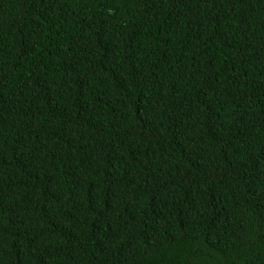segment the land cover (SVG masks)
Here are the masks:
<instances>
[{
  "label": "trees",
  "instance_id": "obj_1",
  "mask_svg": "<svg viewBox=\"0 0 264 264\" xmlns=\"http://www.w3.org/2000/svg\"><path fill=\"white\" fill-rule=\"evenodd\" d=\"M0 264H264V0H0Z\"/></svg>",
  "mask_w": 264,
  "mask_h": 264
}]
</instances>
